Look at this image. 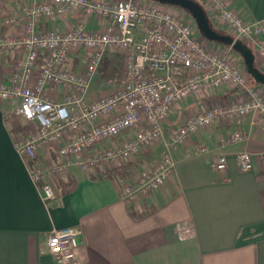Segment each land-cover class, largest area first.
<instances>
[{
  "label": "built area",
  "instance_id": "built-area-1",
  "mask_svg": "<svg viewBox=\"0 0 264 264\" xmlns=\"http://www.w3.org/2000/svg\"><path fill=\"white\" fill-rule=\"evenodd\" d=\"M195 1L234 39L257 41L264 33V19L247 22L227 0ZM175 8L154 0H31L5 18L6 25L22 20L23 28L17 34L0 32V52L23 57L8 83L0 80V102L16 101L15 116L31 126L28 135L16 139L15 148L43 199L55 196L53 182L70 166L103 165L106 172L163 138L172 107L189 96L213 95L223 85L241 89L226 105H211L186 118L170 135L173 147L216 121H240L251 111L264 121V90L250 84L245 69L224 52L209 47V41L194 33L193 19ZM72 12L76 19L64 30L36 29L40 19L55 21ZM92 20L98 28L87 27ZM258 49L264 57V45ZM108 53L122 58L121 83L87 100L92 77ZM241 139L235 132L222 142ZM105 141L109 144L94 149ZM55 144L60 161L36 165L38 149ZM237 162L243 171L254 168L248 152H239ZM174 167L171 156L163 154L149 171L117 176L121 199L134 204L158 191ZM214 167L227 168L225 154L216 157ZM79 233L75 226L52 230L45 251L57 264L76 263Z\"/></svg>",
  "mask_w": 264,
  "mask_h": 264
},
{
  "label": "crops",
  "instance_id": "crops-1",
  "mask_svg": "<svg viewBox=\"0 0 264 264\" xmlns=\"http://www.w3.org/2000/svg\"><path fill=\"white\" fill-rule=\"evenodd\" d=\"M227 1L247 22L264 19V0ZM30 2L1 0L0 32L19 33L23 21L6 25L5 18ZM76 16L72 12L55 21L40 19L35 26L64 30ZM210 21L220 32L230 34ZM87 27L98 25L92 20ZM243 41L264 73V57L258 49L264 45V33L257 41ZM207 44L244 69L238 53L215 42ZM22 57L10 50L0 52L1 81L8 83ZM249 83L264 90V84L250 76ZM95 90L89 87L87 100L99 96ZM240 91V87L223 85L213 95L202 92L172 107L163 124V138L128 162L132 176L149 171L168 154L175 162L173 174L158 191L134 204L121 199L116 179L105 175L103 165L70 166L67 174L53 182L55 196L43 199L27 162L15 148L16 139L28 135L31 126L15 116L16 101L0 102V264H57L45 251L46 238L52 230L67 226L80 230L74 264H264V121L259 113L251 111L240 121H216L183 143L170 145L172 131L186 118L211 105H226ZM46 92L54 94L50 89ZM235 132L242 135L240 141L222 142ZM56 148L57 144L41 146L34 163L59 162ZM242 151L252 155L253 169L239 168L237 154ZM220 154L227 158L224 171L214 167ZM67 181L70 185L63 191L60 183Z\"/></svg>",
  "mask_w": 264,
  "mask_h": 264
},
{
  "label": "water",
  "instance_id": "water-1",
  "mask_svg": "<svg viewBox=\"0 0 264 264\" xmlns=\"http://www.w3.org/2000/svg\"><path fill=\"white\" fill-rule=\"evenodd\" d=\"M160 3L178 7L188 13L202 38L230 46L238 53L243 61L246 73L257 83L264 84V73L255 65V56L252 49L240 39H234L230 34L214 29L203 7L195 0H154Z\"/></svg>",
  "mask_w": 264,
  "mask_h": 264
},
{
  "label": "trees",
  "instance_id": "trees-1",
  "mask_svg": "<svg viewBox=\"0 0 264 264\" xmlns=\"http://www.w3.org/2000/svg\"><path fill=\"white\" fill-rule=\"evenodd\" d=\"M210 23L214 29L219 31V29H217V27H215L211 21H210ZM215 43H217V42H215ZM220 45H223V44H220ZM224 46L227 47L228 49L232 50V48L230 46H226V45H224ZM117 56H119V55L117 54ZM117 56H114L113 58H107V57L104 58L103 62L101 63V65L99 67V75H100L101 79H103L105 81H114V82L119 81L120 74H121L122 60L120 58H117ZM130 163L131 162H127L121 166H118V167H115L109 171H106L105 175L109 178H112V179H115L117 176L118 177L119 176L128 177L130 175V172H129V168L131 166ZM60 185L62 186V190L64 191L68 188V185H70V181H67L66 183H60ZM145 212H146V210L142 211L140 213V215L145 213Z\"/></svg>",
  "mask_w": 264,
  "mask_h": 264
},
{
  "label": "rangeland",
  "instance_id": "rangeland-1",
  "mask_svg": "<svg viewBox=\"0 0 264 264\" xmlns=\"http://www.w3.org/2000/svg\"><path fill=\"white\" fill-rule=\"evenodd\" d=\"M175 9L177 10V12L179 14L182 13V12L185 13V11H183L182 9H180L178 7H176ZM185 15L188 17L189 20L192 19L191 16L188 13H186ZM193 27L195 29L194 30V33L196 35H200L199 32H198V30H197V27L195 26V23H194ZM111 54H112V56H117V54H114V53H111ZM117 58H120L122 60V58H121L120 55L117 56ZM122 70H123V62L121 63V74H120V79H119L118 82L105 81V80L101 79V77L99 75V72L97 71L93 75V77H92L91 84H90V88L92 90H95V89L98 90L97 95L107 94L108 92H110L111 90H113L114 88H116V87H118L120 85V83H121V76H122ZM108 144H109V141H105L103 144L96 145L94 147V149H99L103 145H108ZM104 168H105V166H104Z\"/></svg>",
  "mask_w": 264,
  "mask_h": 264
}]
</instances>
